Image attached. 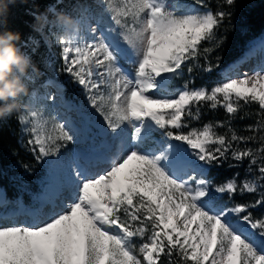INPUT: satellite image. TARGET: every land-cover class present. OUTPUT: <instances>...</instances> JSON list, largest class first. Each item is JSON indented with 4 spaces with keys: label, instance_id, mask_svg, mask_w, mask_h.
I'll return each mask as SVG.
<instances>
[{
    "label": "snow or ice",
    "instance_id": "6c2138e0",
    "mask_svg": "<svg viewBox=\"0 0 264 264\" xmlns=\"http://www.w3.org/2000/svg\"><path fill=\"white\" fill-rule=\"evenodd\" d=\"M101 3L98 14L85 6L79 29L59 39L57 75L87 94L103 140L62 159L79 129L43 109L18 115L35 159L54 158L51 195L39 207L17 201L0 211V264H264V215H254L264 206V60L194 86L197 74L219 67L210 57L237 0ZM42 39L27 38L32 54ZM43 86L64 91L52 79ZM221 109L223 119L200 123ZM245 161L242 180L238 172L219 184L208 178L213 166ZM246 194L255 199H235ZM6 203L0 195V208Z\"/></svg>",
    "mask_w": 264,
    "mask_h": 264
},
{
    "label": "trees",
    "instance_id": "16d2710c",
    "mask_svg": "<svg viewBox=\"0 0 264 264\" xmlns=\"http://www.w3.org/2000/svg\"><path fill=\"white\" fill-rule=\"evenodd\" d=\"M75 0H71V2ZM83 6H89L94 13H99L103 8L102 4L97 0H82ZM66 0H14L7 3V8L3 15L0 16V31L11 30L20 33V40L16 43L21 51L31 57L33 67L28 69V73L24 77L27 84V95L20 97L22 108L19 112L11 115L0 117V193L6 198L7 203L3 211L7 207L12 209L17 208V201H22L25 207H38V195L42 192L45 185L48 168L54 158L49 157L42 161L35 159V154L27 145L29 136L22 131V126L17 117L19 114L28 112L29 103L35 96L41 99L45 97L44 82L52 79L57 83L62 84L64 91L62 96L65 101L72 104L81 112H91V108L87 107V94L82 87L72 81L70 75L61 73L57 75V69L62 66L60 57V47L58 44L59 34L63 29L60 25H53L49 28L50 20L55 21V13L62 8ZM185 3H192V0H183ZM216 7L215 4L212 5ZM51 9H55L52 11ZM57 11V12H55ZM231 18L226 20L220 30L221 35H226L225 43L211 54V59L216 62V57L219 56V67L211 74L199 73L196 75L195 85L200 86L206 84L211 87L214 83L221 80L222 77L228 76L230 63L240 59L248 46V43L264 32V0H237L235 6L230 10ZM44 13L47 15L48 23L40 30L45 31L49 35L47 47L45 39L41 40L40 48L35 53L30 52L31 45H26L25 41L28 37L41 39L40 31L34 29L36 24V16ZM56 23V22H55ZM52 25V24H50ZM45 60L50 62V66H45ZM29 76L35 78L33 83L28 79ZM184 79H187L185 73ZM180 80L176 81L179 86ZM3 102L0 101V106ZM252 110H255L253 106ZM224 112L219 110L216 113H208L204 115L201 124L207 120L223 119ZM252 118L237 119L234 125L242 129L244 125L253 123ZM223 131V129H219ZM246 134V133H241ZM70 144L65 148L69 150ZM232 162V161H230ZM234 163V162H232ZM229 162H225L222 166H213L209 169L208 178L213 180L215 184H219L231 177L235 173H239V180H242L245 175L247 161L239 167L228 166ZM24 165H27V170ZM237 201H251L255 199L252 195H237ZM227 201V195L223 197ZM254 215H264V206L255 209Z\"/></svg>",
    "mask_w": 264,
    "mask_h": 264
},
{
    "label": "rangeland",
    "instance_id": "374dc122",
    "mask_svg": "<svg viewBox=\"0 0 264 264\" xmlns=\"http://www.w3.org/2000/svg\"><path fill=\"white\" fill-rule=\"evenodd\" d=\"M97 1L101 3V0ZM83 8L84 6L82 0H75V2H71V0H66V2L62 5V8L58 10V12L62 11L73 16L74 18H77L78 16L83 15ZM104 17L106 20L108 19L107 12H104ZM109 23H111L110 20ZM50 24L58 25L53 20H51ZM41 34H43L45 40H49V35L47 32L41 31ZM261 44H264V32L259 37L252 39L248 43L247 49L244 55L242 56V59L238 62L240 64V69H238L239 73H251L254 69L259 66L260 62L264 60V50H261ZM253 49H256L255 54L252 55L249 59L245 60L244 57ZM248 61L249 63L252 62L250 66L252 68L250 69L245 68L243 66ZM44 92L45 97L43 99H41L39 96H35L32 99V101L28 105L27 111L29 112L34 109H43L47 114L56 116L59 120L67 121L71 126L79 129L77 142L74 144H70L68 151H65V149L62 150V159H70L74 152L82 153L93 147H98L101 144L103 140V136L101 135L103 131L102 118L97 113H95L94 110L90 107L88 103V96L86 99V105L87 107L91 108V112H81L72 104L65 101L62 96V92L59 91L56 87H45ZM52 96H55V100L50 98ZM0 195H2V193H0ZM45 195H51L49 168L45 185L43 187L42 192L38 195V198ZM40 204L41 201L38 199V207L40 206ZM13 210L15 209L7 207L3 210V212L9 213Z\"/></svg>",
    "mask_w": 264,
    "mask_h": 264
},
{
    "label": "clouds",
    "instance_id": "9594fccd",
    "mask_svg": "<svg viewBox=\"0 0 264 264\" xmlns=\"http://www.w3.org/2000/svg\"><path fill=\"white\" fill-rule=\"evenodd\" d=\"M14 0H0V16L7 8V3ZM55 22L63 29L59 39L67 40L78 30L80 25L76 18L65 13H55ZM48 23L47 15L41 13L36 16L34 29L40 31ZM20 40V33L11 30L0 31V117L17 113L22 108L20 97L27 95V84L24 77L28 69L34 66L31 57L21 51L16 43Z\"/></svg>",
    "mask_w": 264,
    "mask_h": 264
}]
</instances>
